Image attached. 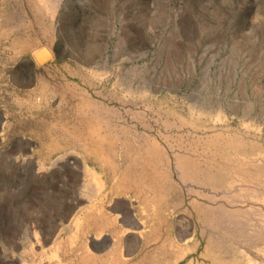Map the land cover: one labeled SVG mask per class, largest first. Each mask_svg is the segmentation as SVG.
<instances>
[{
    "label": "rangeland",
    "instance_id": "374dc122",
    "mask_svg": "<svg viewBox=\"0 0 264 264\" xmlns=\"http://www.w3.org/2000/svg\"><path fill=\"white\" fill-rule=\"evenodd\" d=\"M0 32V264H264V0H0Z\"/></svg>",
    "mask_w": 264,
    "mask_h": 264
},
{
    "label": "crops",
    "instance_id": "0c3cea01",
    "mask_svg": "<svg viewBox=\"0 0 264 264\" xmlns=\"http://www.w3.org/2000/svg\"><path fill=\"white\" fill-rule=\"evenodd\" d=\"M11 46L12 49L9 47ZM9 55L18 57V59L15 62L16 69H19V61H21L24 56H25V44H24V38L23 36L20 37V40L18 38H13L10 39L9 36L6 35L5 33L0 32V74L2 72H6L4 70V67H6V62H3L2 58L3 57H8ZM0 81H1V75H0ZM9 81L12 85L13 88L16 90L19 88V85L17 82H15L14 79L6 80ZM2 85L0 84V87ZM5 87H8V82H6ZM2 90H0V96L2 95ZM9 121H10V113L7 109L6 105H3L0 102V152L3 151H11V152H18L21 149L24 148V146H27L28 144H25V140L22 139V143H18L19 141H12V143H8V129H9ZM97 217L100 219L103 218L106 219V215L102 212L99 211L98 214H96ZM112 223L114 219L112 217H109L108 219L105 220H100L96 223V225L99 226L100 232L102 233L104 230L107 228L112 229L110 227V224ZM102 230V231H101Z\"/></svg>",
    "mask_w": 264,
    "mask_h": 264
},
{
    "label": "bare ground",
    "instance_id": "6f19581e",
    "mask_svg": "<svg viewBox=\"0 0 264 264\" xmlns=\"http://www.w3.org/2000/svg\"><path fill=\"white\" fill-rule=\"evenodd\" d=\"M236 109V108H235ZM99 211H101L99 208L96 210H93V211H91V212H88V214L86 213V215H84L85 217L87 216V227H91L90 229H88V231H98V230H100V228H99V226L98 225H96V223L98 222V221H100L101 219L102 220H105L106 221V219H104L103 218V216H102V218L100 219L99 217H97L96 216V214H98V212ZM127 211V210H126ZM124 211V214H125V217H126V219L128 220V222H133L134 220L132 219V216H130L129 215V211ZM124 217V218H125ZM121 222V221H120ZM132 226V225H131ZM134 226V225H133ZM85 227H86V225H85ZM102 231V230H101ZM96 235H99V233H97ZM94 259V258H93ZM96 259V258H95ZM85 262V260H81V264H86V263H84Z\"/></svg>",
    "mask_w": 264,
    "mask_h": 264
}]
</instances>
